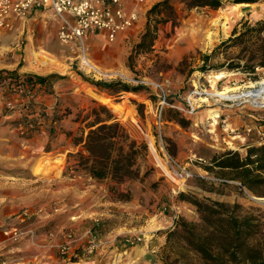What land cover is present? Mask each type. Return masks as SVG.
<instances>
[{"label": "rangeland", "instance_id": "rangeland-1", "mask_svg": "<svg viewBox=\"0 0 264 264\" xmlns=\"http://www.w3.org/2000/svg\"><path fill=\"white\" fill-rule=\"evenodd\" d=\"M162 1L138 5L137 22L114 40L89 32L86 60L76 43L59 41L49 12L12 20L0 31V67L17 62L0 68L14 73L0 75V259L7 264H199L187 235L169 234L174 222L202 223L193 200L237 204L236 213L264 222V195L240 187L212 162L228 150L244 157L248 147L264 145V105L214 94L259 87L264 67L246 73L227 66L244 64L243 47L264 44V34L220 48L206 71L198 69L202 54L234 28L264 20V0H222L219 8L168 0L149 15ZM147 24L150 35L139 46ZM23 74L58 77L40 88ZM47 94L55 104L51 114L42 100ZM96 116H110L107 124L118 122L146 145L132 178L92 179L77 167L78 157L68 158L82 152L71 141ZM64 244L71 246L65 259Z\"/></svg>", "mask_w": 264, "mask_h": 264}, {"label": "trees", "instance_id": "trees-1", "mask_svg": "<svg viewBox=\"0 0 264 264\" xmlns=\"http://www.w3.org/2000/svg\"><path fill=\"white\" fill-rule=\"evenodd\" d=\"M167 3L168 0H163L155 4L148 14ZM196 3L211 8H219L224 4L222 0H196ZM262 34L264 20H257L252 25L244 22L242 30L238 32L234 28L232 35L216 46L211 54H202L203 64L198 69L206 71L209 60L220 48L240 47L245 41L260 39ZM149 35L147 24L139 46L143 45ZM243 48V52L249 54L244 64L232 63L227 66L229 69L254 73L256 67H264V44L254 49L245 46ZM0 75L3 79H12L14 73L2 70ZM53 76L57 75H22L24 82L30 87L40 88L53 84L49 82ZM94 84L106 89H111L115 85L114 82L102 81ZM121 89L128 88L122 84ZM52 109L54 111L55 104ZM110 119V116L105 118L96 116L94 121L86 122L84 127L79 128L81 135L73 138L71 144L80 146L82 152H69L68 158L78 157L77 167L92 179L102 180L111 177L121 183L135 175V165L145 153L146 145L135 138H130L118 122L107 124ZM85 129H88L87 133ZM126 147L129 150H126ZM212 162L215 167L228 171L229 178L236 180L240 187L254 194L264 195V145L248 147L244 157L236 151L228 150L214 157ZM191 202L197 207L202 223L174 222V229L169 234L179 232L186 234L191 252L199 264H264V242L260 244L252 242L256 237L264 238V222H261L260 218L252 214L236 213L237 204L228 206L212 200Z\"/></svg>", "mask_w": 264, "mask_h": 264}, {"label": "built area", "instance_id": "built-area-1", "mask_svg": "<svg viewBox=\"0 0 264 264\" xmlns=\"http://www.w3.org/2000/svg\"><path fill=\"white\" fill-rule=\"evenodd\" d=\"M144 2L145 0H0V31L9 26L12 20L39 11L49 12L58 22L59 41L64 44L76 43L85 59V39L89 32H103L109 40H114L134 26L139 15L137 6ZM160 89L163 93V89ZM8 105L11 106V103L8 102ZM94 246H89L88 253L92 252ZM70 252L69 244L59 248L64 259ZM0 264L7 263L0 259Z\"/></svg>", "mask_w": 264, "mask_h": 264}, {"label": "bare ground", "instance_id": "bare-ground-1", "mask_svg": "<svg viewBox=\"0 0 264 264\" xmlns=\"http://www.w3.org/2000/svg\"><path fill=\"white\" fill-rule=\"evenodd\" d=\"M258 85H259L258 88L251 89L247 93L242 92V94H234V93L229 94V92H233L234 90L236 91L237 88H233V89H224L222 91H216L214 92V94L221 98H226V99H231V100L239 96H250L251 103L256 104V105H264V80H259Z\"/></svg>", "mask_w": 264, "mask_h": 264}, {"label": "crops", "instance_id": "crops-1", "mask_svg": "<svg viewBox=\"0 0 264 264\" xmlns=\"http://www.w3.org/2000/svg\"><path fill=\"white\" fill-rule=\"evenodd\" d=\"M17 66V62H12L10 64H4L2 65L0 68H9V67H16ZM11 69V68H10ZM24 68H22L20 71H24L23 70ZM42 100H43V103L47 106V109H48V113L51 114L52 112V108H53V105H54V101H53V98L51 95H44L42 97ZM49 122V121H48ZM45 125V124H44Z\"/></svg>", "mask_w": 264, "mask_h": 264}, {"label": "water", "instance_id": "water-1", "mask_svg": "<svg viewBox=\"0 0 264 264\" xmlns=\"http://www.w3.org/2000/svg\"><path fill=\"white\" fill-rule=\"evenodd\" d=\"M259 201L264 202V198H260Z\"/></svg>", "mask_w": 264, "mask_h": 264}]
</instances>
